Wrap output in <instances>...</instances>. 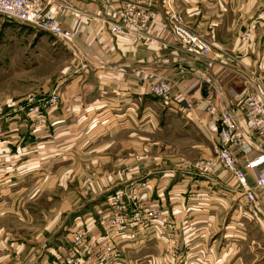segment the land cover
I'll use <instances>...</instances> for the list:
<instances>
[{
    "label": "crops",
    "instance_id": "0c3cea01",
    "mask_svg": "<svg viewBox=\"0 0 264 264\" xmlns=\"http://www.w3.org/2000/svg\"><path fill=\"white\" fill-rule=\"evenodd\" d=\"M59 1L71 65L47 108L52 131L29 130L17 114L0 118V264L82 254L74 232L103 235L107 193L139 182L148 184L140 206L156 205L173 230L133 222L110 233L118 260L102 262L94 250L82 264H264V189L254 187L250 203L228 171L197 166L214 156L218 118L235 111L247 133L240 96L264 97V0H134L151 14L133 38L111 30L129 0ZM172 12L215 43L210 55L185 49ZM159 79L172 85L168 100L152 94ZM49 135L55 142L42 141ZM263 146L246 137L239 162Z\"/></svg>",
    "mask_w": 264,
    "mask_h": 264
},
{
    "label": "built area",
    "instance_id": "2783aa9c",
    "mask_svg": "<svg viewBox=\"0 0 264 264\" xmlns=\"http://www.w3.org/2000/svg\"><path fill=\"white\" fill-rule=\"evenodd\" d=\"M134 0L126 1L119 9L120 23L111 29L114 33H121L125 37H140V30L146 25L150 17V11ZM64 9V2L59 0H0V14L11 19L25 23L36 29H41L61 41H67L71 36L65 29L59 16ZM174 35L184 45L185 49L196 55L208 56L211 54L215 43L206 37L189 29L182 21L179 14L172 12L168 17ZM147 37V35L145 36ZM150 37H148L149 39ZM172 85L166 80H156L152 83V94L168 100ZM57 100L56 94H50L46 103L50 105ZM239 107L243 111V120L247 127V133L241 132V118L235 111H226L219 118V142L213 146L214 156L201 158L197 161L198 168L204 173H210L218 167L224 168L239 182L245 196L250 203L255 201L254 187L264 189V146L260 154L243 164L239 162L236 150H241L246 137H260L264 141V97L255 92L242 94ZM251 174V176H249ZM254 183H249V178ZM145 185V184H144ZM142 185L131 186L126 191L116 190L106 197L108 207L113 211L111 218L105 220V235H91L84 229H77L73 235L75 242L74 250L79 255H71L63 262L64 264H82L81 256L91 251L98 250L102 262L111 258L118 260L119 252L111 242L112 230L124 231L133 222H140L146 227L162 228V218L157 209L144 210V206L136 204L137 193ZM124 198L128 199V206L123 205ZM133 207V215L130 207ZM84 248L79 252L78 248ZM63 264V263H54Z\"/></svg>",
    "mask_w": 264,
    "mask_h": 264
},
{
    "label": "rangeland",
    "instance_id": "374dc122",
    "mask_svg": "<svg viewBox=\"0 0 264 264\" xmlns=\"http://www.w3.org/2000/svg\"><path fill=\"white\" fill-rule=\"evenodd\" d=\"M70 57L64 43L55 36L0 14V118L17 114L26 120L29 130L38 131L37 133L51 132L52 119L47 115L50 104L46 103V99L51 93H55L56 81L68 73ZM43 140L55 142L53 135L44 137ZM45 168L47 165L43 164L42 169ZM119 170L123 174L127 168L122 166ZM134 185L147 187L148 184L139 182L131 186ZM111 193L108 192L106 197ZM138 197L137 193L136 199ZM127 201L124 198L123 205L128 206L130 203ZM140 203L136 201L137 205ZM151 209L159 211L156 205L146 206L145 202L144 210ZM164 225L173 230V223H165L162 218V227ZM169 236L172 234L169 233Z\"/></svg>",
    "mask_w": 264,
    "mask_h": 264
},
{
    "label": "bare ground",
    "instance_id": "6f19581e",
    "mask_svg": "<svg viewBox=\"0 0 264 264\" xmlns=\"http://www.w3.org/2000/svg\"><path fill=\"white\" fill-rule=\"evenodd\" d=\"M112 30V29H111Z\"/></svg>",
    "mask_w": 264,
    "mask_h": 264
}]
</instances>
